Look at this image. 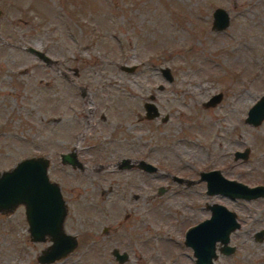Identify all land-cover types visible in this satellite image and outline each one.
<instances>
[{
    "label": "rangeland",
    "instance_id": "obj_1",
    "mask_svg": "<svg viewBox=\"0 0 264 264\" xmlns=\"http://www.w3.org/2000/svg\"><path fill=\"white\" fill-rule=\"evenodd\" d=\"M216 7L229 15L220 30ZM263 91L264 0H0V171L48 157L68 208L64 231L77 239L54 264H195L184 232L209 216L205 201L222 200L204 181L182 192L171 175L218 168L264 184V119L244 120ZM146 100L159 116H144ZM244 148L247 158L234 159ZM66 151L80 167L61 163ZM123 159L158 168L119 169ZM246 205L236 250L217 251L213 264H264V235L253 237L264 198ZM49 243L31 239L22 204L0 211V264H35ZM113 248L128 259L117 262Z\"/></svg>",
    "mask_w": 264,
    "mask_h": 264
},
{
    "label": "water",
    "instance_id": "obj_2",
    "mask_svg": "<svg viewBox=\"0 0 264 264\" xmlns=\"http://www.w3.org/2000/svg\"><path fill=\"white\" fill-rule=\"evenodd\" d=\"M212 15L213 28L220 30L227 26L229 15L225 9L216 7ZM28 49L43 61H47L49 58L40 49L32 46ZM122 68L132 71L134 66L123 65ZM160 72L166 80H172V74L168 67H161ZM221 97V92L214 93L208 97L204 105H215ZM143 107L144 116L147 118H155L160 114L157 105L152 100L144 101ZM263 119L264 91L248 108L245 121L252 125H258ZM235 154L236 157L246 158L247 151H237ZM60 158L72 167H80L82 164L75 151L61 152ZM48 165L49 159L44 155L27 156L18 160L9 169L0 171V211L12 210L18 204L24 206L31 239L42 241L48 238L50 240L49 245L39 255L43 262L62 258L77 245L76 236L63 229L66 205L58 184L51 181L48 176ZM144 166L148 170L156 169V166L150 163H144ZM201 175L206 180V193L208 194L223 192L233 197L247 199L264 196V185L249 186L228 179L218 169L202 172ZM161 191H163V187L160 186L159 192ZM237 225L233 212L220 204H214L211 207L210 216L187 228L184 234V243L193 248L197 264H213V259L217 256L216 242H219L220 252L230 253L233 250L234 246L229 244V234ZM262 233L263 230L257 231L256 239H261ZM113 254L121 261L124 259V253L120 254L116 249L113 250Z\"/></svg>",
    "mask_w": 264,
    "mask_h": 264
},
{
    "label": "flooded vegetation",
    "instance_id": "obj_3",
    "mask_svg": "<svg viewBox=\"0 0 264 264\" xmlns=\"http://www.w3.org/2000/svg\"><path fill=\"white\" fill-rule=\"evenodd\" d=\"M34 53V52H33ZM217 93V92H216ZM222 93V92H221ZM214 94V93H213ZM211 96V95H210ZM209 96V97H210ZM248 111V110H247ZM247 115V114H246ZM246 118V117H245ZM245 120V119H244ZM246 122V121H245ZM247 151V155H248V152H249V150H248V148H244V149H242V150H240V149H236V150H234L233 151V158L234 159H238V158H242V159H246L247 158V155H246V158H243V157H240V156H238V157H236V152L238 151V152H241V151ZM67 152V151H66ZM61 160V159H60ZM80 161V160H79ZM81 162V161H80ZM150 163V164H152L151 162H149V161H147V160H145V159H133V160H127V159H123V160H120V161H118L117 162V167L119 168V169H136L137 171H139L140 172V174H146V173H153V172H155L156 170H157V166H156V169H154V170H148V168L146 167V166H144V163ZM61 163H65V162H63L62 160H61ZM82 163V162H81ZM152 165H154V164H152ZM182 167V169H183V171H184V169H185V166L183 165V166H181ZM213 169H218V168H207V169H204V170H201V169H195V170H193V171H191V172H188L187 174H179V175H171V179L173 180V181H176L177 183H180L181 184V187H179L180 188V190L182 191V192H184L185 190H188V189H191V187H193L194 185H196L197 183H199L200 181H204L205 182V187H206V180L205 179H203L202 178V172H206V171H210V170H213ZM5 170V169H4ZM219 171H220V173L224 176V177H226V178H228V179H232V180H236V181H239V182H242V183H244V184H247V183H245V182H243V181H241V180H238V179H235V178H231V177H228V176H226L225 174H224V172H222L220 169H218ZM1 171H3V170H1ZM51 181H54V182H56L57 184H58V186H59V188H60V191H61V193H62V196H63V199H64V202H65V205H66V214H67V211H68V208H67V204H66V200H65V198H64V192H63V190H62V187H61V185L58 183V181H56V180H54V179H50ZM248 185V184H247ZM255 185H264L263 183H257V184H254V185H249V186H255ZM162 187V186H161ZM167 188V187H166ZM163 190H164V187H163ZM158 191H159V187H158ZM205 192H206V190H205ZM208 194V193H207ZM209 195H213V196H216V197H219V198H221V200L222 201H220V200H218V199H215V200H211V201H205L204 202V205H203V208H205V209H207L208 211H209V216L211 215V207L214 205V204H220V205H222V206H224L227 210H229V211H231V212H233L234 213V218H235V221L238 223V225H237V227L234 229V230H232L231 232H230V234H229V237H230V239H231V235H232V233L235 231V230H237V229H240V228H242V227H245V225H244V223L247 221L246 219V217H244V216H242V215H244L245 214V209L248 207L246 204L248 203V202H250V201H252V200H256V199H259V198H264V196H259V197H256V198H251V199H247V198H244V197H233V196H231L230 194H225V193H223V192H214V193H211V194H209ZM226 201H229V202H231V203H234V205L236 206V208H232V207H229L226 203H228V202H226ZM192 205H190V207H192L193 209H195L196 207H195V204L194 203H191ZM198 208L199 207H201V205H199V206H197ZM246 207V208H245ZM246 211H248V208H247V210ZM124 216L126 217L127 215H126V213L124 214ZM248 217H249V215H247ZM65 217H66V215H65ZM203 220V219H202ZM64 222H65V218H64V221H63V225H64ZM120 222V221H119ZM199 222V221H198ZM198 222H196V223H198ZM196 223H194V224H196ZM194 224H191V225H189L188 227H190V226H192V225H194ZM187 227V228H188ZM187 228H186V230H187ZM63 229H64V227H63ZM185 230V231H186ZM259 230H263V233H262V236H261V239H262V237H263V235H264V229H259ZM259 230H256L255 232H254V234H253V237H254V239L256 240V241H259V240H261V239H256V237H255V235H256V232L257 231H259ZM65 232H68V231H66L65 230ZM68 233H70V232H68ZM184 234H185V232H184ZM230 239H229V242H230ZM183 243H184V240H183ZM217 244H216V252L217 251H219V242H216ZM230 244V243H229ZM49 245V244H48ZM47 245V246H48ZM185 245L187 246V247H189L190 248V250L192 251V255L194 256L193 257V261H194V263L195 264H197L196 263V261H195V259H196V257H195V255H194V253H193V248L190 246V245H188V244H186L185 243ZM46 246V247H47ZM77 246V245H76ZM230 246H234V248H233V250L230 252V253H223V252H220L221 254H223V255H231L235 250H236V246H235V244H230ZM46 247H44V248H46ZM43 248V249H44ZM42 249V250H43ZM75 249V248H74ZM73 249V250H74ZM114 249H116V250H118V252L120 253V254H122V253H124V259L121 261V260H119L114 254H113V250ZM42 250L38 253V255L35 257V261H34V263L35 264H54L56 261H58V260H61V259H63L64 257H62V258H59V259H56V260H54V261H50V262H43V261H41V259L39 258L40 256V253L42 252ZM72 250V251H73ZM71 251V252H72ZM111 253H112V255H113V257H114V259L117 261V262H119V263H124L127 259H128V256H129V254H128V252L126 251V250H119V249H117V248H113L112 249V251H111ZM217 255H218V252H217ZM191 257V256H190ZM218 256H216L214 259H216ZM214 259H213V261H214ZM171 263V262H170ZM167 264H169V263H167ZM171 264H173V263H171Z\"/></svg>",
    "mask_w": 264,
    "mask_h": 264
}]
</instances>
